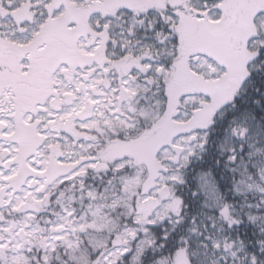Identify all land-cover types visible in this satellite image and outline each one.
Segmentation results:
<instances>
[{
	"label": "snow or ice",
	"instance_id": "obj_1",
	"mask_svg": "<svg viewBox=\"0 0 264 264\" xmlns=\"http://www.w3.org/2000/svg\"><path fill=\"white\" fill-rule=\"evenodd\" d=\"M0 264H264V0H0Z\"/></svg>",
	"mask_w": 264,
	"mask_h": 264
}]
</instances>
